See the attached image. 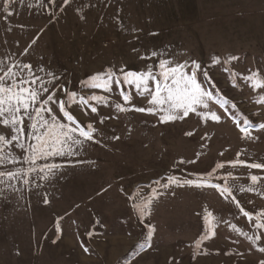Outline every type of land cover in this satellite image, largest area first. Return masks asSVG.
Masks as SVG:
<instances>
[{"label":"rangeland","instance_id":"obj_1","mask_svg":"<svg viewBox=\"0 0 264 264\" xmlns=\"http://www.w3.org/2000/svg\"><path fill=\"white\" fill-rule=\"evenodd\" d=\"M5 7L0 0V60L6 67H42L38 74L58 98H66L64 89L87 98L88 105L77 100L66 107L81 125H93L95 140L75 155L39 160L38 167L60 166L48 178L33 172L27 185L0 183V264L264 261V227H255L264 224V169L229 163L264 164V104L256 103L264 86H255L264 83V0H45L43 6L11 0L8 12ZM161 60L195 71L197 82L214 93L207 109L200 105L183 119L162 122L166 114L149 103L152 97L123 83L121 69L151 70L163 82ZM113 72L121 83L110 82L111 91L93 86L97 75ZM225 108L241 123L252 122L247 137ZM208 173L207 182L226 187L255 213L251 222L220 189L162 187L167 177L194 180ZM252 175L260 177L255 184Z\"/></svg>","mask_w":264,"mask_h":264},{"label":"snow or ice","instance_id":"obj_2","mask_svg":"<svg viewBox=\"0 0 264 264\" xmlns=\"http://www.w3.org/2000/svg\"><path fill=\"white\" fill-rule=\"evenodd\" d=\"M49 4H54L55 0H47ZM5 11L8 12L11 0H4ZM45 0H40L41 6ZM68 0H64L66 5ZM11 14V13H9ZM152 56H157V52H152ZM219 63V61H217ZM160 69L164 70L160 73L164 77L161 82L151 70L142 73L123 72V83L134 84L141 92H147L152 98L149 101L154 107L158 106L157 111L163 112L166 115L161 117L162 122L183 119L190 112L195 113L197 106L202 105L203 108L209 107V102L214 99L213 91L205 89L196 80L195 71L185 72V65H177L169 67L167 60H161L159 63ZM194 69L199 70V64H193ZM45 70L41 67L33 69L31 65L24 63H14L8 65L0 60V183L9 186L11 181H22L25 185L30 183V174L33 172L43 173L42 178H48V174H53L60 166L57 164H46L44 167H38L39 160H48L55 157H63L75 155L76 150L84 144L85 141H94L95 129L91 123L81 125L76 117L68 110L66 105H71L78 102L84 105L89 104V100L84 96H77L76 92L64 89L66 98H58L55 90H50L48 81L44 76L38 73H43ZM52 80H55V75L51 74ZM205 76L207 74L205 73ZM210 79V78H209ZM247 80L251 81L252 76L249 75ZM94 87H103L111 91L110 82L120 84L121 81L116 78L115 72L106 73L104 76L97 75L94 78ZM149 81L154 87H149ZM256 87L264 86V83H258ZM122 99L125 102H130L131 97L124 94L122 91ZM91 100L97 103L107 104L108 101L104 97L92 96ZM228 99L224 100V105H229ZM256 103L264 104V99L258 100ZM164 105H168L167 108ZM55 107V111H54ZM231 107L235 108V103H231ZM115 108L119 111H125L121 103H116ZM140 112H152L150 108H138ZM98 109L91 106V112L95 113ZM225 115L233 117L235 123L240 128L241 133L247 137L251 121L247 118L235 119V114L225 108ZM207 120L208 117L204 116ZM212 119L220 122L221 116L212 114ZM27 121V125L25 122ZM103 123V121H100ZM259 128L264 129V123L259 125ZM27 129V131H26ZM192 135V133H186ZM119 139V137H115ZM75 146V147H74ZM16 150H20L17 154ZM242 163L247 167L264 169V164L251 163L246 161L229 162ZM19 165L12 169L8 165ZM24 165L29 167L25 168ZM218 168H223V164L217 165ZM213 178V173H208L207 176L198 175L194 180L177 181L175 177H167V182L162 185L163 188H169L173 184L180 186L188 185L194 187H212L220 189V195L228 199L229 196L237 204V208L242 212L244 217H247L249 222L252 221L255 213L245 211L240 206L239 201H236L235 196H232L231 191L226 187L221 188L219 184L210 183ZM260 177L252 175L250 180L255 184ZM159 184V181H155ZM13 188L15 185H11ZM243 191L244 189H240ZM254 191L253 189H248ZM156 192H153V197ZM47 202V201H45ZM147 204L151 203L149 199ZM148 211L147 207L141 209ZM257 229L264 227V224L257 223ZM253 239V237H248ZM261 235H256L255 240L259 241ZM87 251V249H85ZM264 252V247L259 249ZM264 264V261L261 262Z\"/></svg>","mask_w":264,"mask_h":264}]
</instances>
